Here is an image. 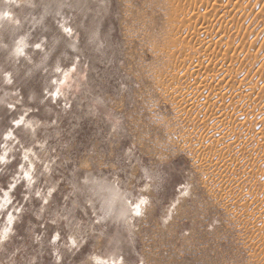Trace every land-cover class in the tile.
<instances>
[{
    "label": "rangeland",
    "instance_id": "rangeland-1",
    "mask_svg": "<svg viewBox=\"0 0 264 264\" xmlns=\"http://www.w3.org/2000/svg\"><path fill=\"white\" fill-rule=\"evenodd\" d=\"M0 264H264V0H0Z\"/></svg>",
    "mask_w": 264,
    "mask_h": 264
},
{
    "label": "bare ground",
    "instance_id": "bare-ground-1",
    "mask_svg": "<svg viewBox=\"0 0 264 264\" xmlns=\"http://www.w3.org/2000/svg\"><path fill=\"white\" fill-rule=\"evenodd\" d=\"M196 14H197V13H196ZM195 17H196V15H195ZM197 17H198V16H197ZM193 18H194V17H193ZM194 19H195V18H194ZM182 33H183V32H182ZM194 57H195V56H192V57L190 56V58H191L192 60L194 59ZM190 58H189V61H192V60H190ZM195 58H196V57H195ZM210 58H211V57H210ZM196 59H198V58H196ZM194 60H195V59H194ZM194 60H193L192 62H195ZM219 61H220V67H224V66L227 64V61H226L224 58H220ZM190 63H191V62H190ZM197 64H198V63H197ZM193 68H194V67H192V69H193ZM193 71H194V70H193ZM177 78H178V77H177ZM193 83H194V82H193ZM193 83H192V84H193ZM195 84H196V81H195ZM188 85H190V84H188ZM188 85H187V86H188ZM193 86H194V84H193ZM194 87H195V86H194ZM191 88H193V87H190L189 89H191ZM189 89H187V90H189ZM187 90H186V91H187ZM215 90H216V89H215ZM220 90H221V89H220ZM217 92H218V91H217ZM184 93H185V92H184ZM218 94H219V92H218ZM216 95H217V94H216ZM185 104H186V103H185ZM187 104H188V103H187ZM186 108H187V107H186ZM177 110H178V109H177ZM184 114H185V113H184ZM117 211H120L119 208L117 209Z\"/></svg>",
    "mask_w": 264,
    "mask_h": 264
}]
</instances>
